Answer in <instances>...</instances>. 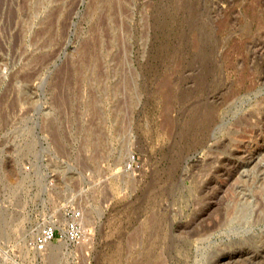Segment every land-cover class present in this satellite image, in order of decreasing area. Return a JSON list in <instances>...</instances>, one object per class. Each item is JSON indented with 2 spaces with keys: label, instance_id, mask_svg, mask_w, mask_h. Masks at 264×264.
<instances>
[{
  "label": "rangeland",
  "instance_id": "rangeland-1",
  "mask_svg": "<svg viewBox=\"0 0 264 264\" xmlns=\"http://www.w3.org/2000/svg\"><path fill=\"white\" fill-rule=\"evenodd\" d=\"M263 181L264 0H0V264H264Z\"/></svg>",
  "mask_w": 264,
  "mask_h": 264
},
{
  "label": "built area",
  "instance_id": "built-area-1",
  "mask_svg": "<svg viewBox=\"0 0 264 264\" xmlns=\"http://www.w3.org/2000/svg\"><path fill=\"white\" fill-rule=\"evenodd\" d=\"M62 212L65 218L64 229H60L56 223L57 219L55 220L53 216H43L37 232L29 241L32 248L42 249L60 240H65L71 244H80L85 240L87 233L83 224L82 210L72 205H66L62 207Z\"/></svg>",
  "mask_w": 264,
  "mask_h": 264
},
{
  "label": "bare ground",
  "instance_id": "bare-ground-1",
  "mask_svg": "<svg viewBox=\"0 0 264 264\" xmlns=\"http://www.w3.org/2000/svg\"><path fill=\"white\" fill-rule=\"evenodd\" d=\"M263 48V47H262ZM28 76V75H27ZM29 76H31V75H29ZM24 77H26V76H24ZM26 79H28L27 77H26ZM25 79V80H26ZM28 81V80H27ZM17 107V106H16ZM208 119V118H207ZM260 149V148H259ZM212 153V152H211ZM219 155V154H218ZM263 168V167H262ZM264 182V181H263ZM256 195V194H255ZM241 211H244V210H241ZM245 211L247 212L248 210L247 209H245ZM242 213V212H241ZM229 214V213H228ZM232 214V213H231Z\"/></svg>",
  "mask_w": 264,
  "mask_h": 264
}]
</instances>
